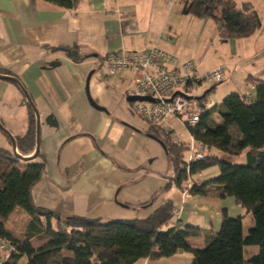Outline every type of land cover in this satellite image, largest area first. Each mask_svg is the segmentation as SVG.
<instances>
[{"label": "crops", "instance_id": "obj_1", "mask_svg": "<svg viewBox=\"0 0 264 264\" xmlns=\"http://www.w3.org/2000/svg\"><path fill=\"white\" fill-rule=\"evenodd\" d=\"M234 1L238 6L253 4L262 21L260 0ZM190 4L191 0H80L74 9H65L45 0H0V71L20 83L0 79V122L16 144L27 136L32 114L37 119L26 90L40 118L37 162H46L43 178L32 191L37 208L61 219L80 216L108 222L146 219L172 201L180 210L177 220L182 226H198L213 234L220 230L225 212L233 218L242 216L243 223L252 217L235 200L185 197L171 182L172 194L158 201V192L137 187L138 179L130 176L142 169L138 159L130 166L124 158L128 153L138 156L133 142L139 135L156 140L129 111L127 92L135 84L134 75L109 74L104 68L107 55L145 52L157 45L182 61H192L201 74L224 67L230 83L237 79L240 62L243 91L233 85L226 92L245 94L250 76L264 81V64L257 53L260 31L248 39L224 41L213 20L188 14ZM205 94L203 87L196 93L197 98ZM0 148L13 152L1 129ZM209 170L195 180L215 178ZM31 220L17 208L6 229L22 240ZM51 224L56 228L57 220ZM31 242L40 248L47 239L41 233ZM191 243L202 249L205 236ZM192 259L180 252L135 264H191ZM27 261L23 257L18 264Z\"/></svg>", "mask_w": 264, "mask_h": 264}, {"label": "trees", "instance_id": "obj_2", "mask_svg": "<svg viewBox=\"0 0 264 264\" xmlns=\"http://www.w3.org/2000/svg\"><path fill=\"white\" fill-rule=\"evenodd\" d=\"M45 1L74 9L80 0ZM188 14L197 19L213 20L224 41L248 39L262 29L255 6L248 2L238 6L234 0H191ZM0 75L10 76L2 71ZM247 83L255 87L251 100L246 99L245 94L233 92L207 110L201 103L215 87L197 98L205 111L199 123L187 128L196 141L207 146L204 160L186 165L185 147L172 144L158 127L148 125L147 131L150 137L164 143L174 167V185L185 192L191 178L188 195L221 200L234 198L252 215L254 224L246 234L244 218H233L226 212L215 234L194 225L182 226L174 213L178 208L172 201L142 220L102 222L80 216L61 219L37 208L33 202V188L46 170L44 160L37 162L40 153L35 162H25L16 159L13 152L0 148V237L10 240L15 248L2 258L1 264H18L23 257L27 258V264H135L142 259L170 258L180 252L193 256L191 264H264V81L250 76ZM36 136L32 114L29 133L17 140L19 155L30 157L35 153ZM212 151L231 157L246 155L247 164L222 160ZM22 162L28 163L25 169L20 167ZM212 168L219 169L218 176L200 184L195 180ZM170 186L168 184L165 189ZM17 208L32 218L22 240L14 238L6 229V222ZM52 219L57 220L56 228L52 227ZM41 233L47 242L35 248L31 240ZM201 236H205L206 245L197 249L191 239ZM248 247H257L258 253L247 258L245 250Z\"/></svg>", "mask_w": 264, "mask_h": 264}, {"label": "built area", "instance_id": "obj_3", "mask_svg": "<svg viewBox=\"0 0 264 264\" xmlns=\"http://www.w3.org/2000/svg\"><path fill=\"white\" fill-rule=\"evenodd\" d=\"M104 68L109 74L127 71L134 75L135 84L127 92V97H149L153 102L131 103L133 113L148 125L160 128L167 139L187 149L186 165L204 160L208 148L196 141L189 133V140H182L171 124L176 120L186 126L199 123L205 108L197 99V91L204 84L217 85L226 80V69L216 68L204 74L192 61H182L177 56L153 45L145 52H116L105 57ZM246 99L251 100L255 87L246 84ZM201 182H199L200 184ZM192 187L191 178L186 183L187 190ZM183 196H188V191ZM179 217L180 210L174 211ZM15 248L7 238L0 237V264L6 254Z\"/></svg>", "mask_w": 264, "mask_h": 264}, {"label": "rangeland", "instance_id": "obj_4", "mask_svg": "<svg viewBox=\"0 0 264 264\" xmlns=\"http://www.w3.org/2000/svg\"><path fill=\"white\" fill-rule=\"evenodd\" d=\"M260 8L262 9V29L260 30L261 38H259V44L260 48L257 51L258 53V58L262 63L264 64V0H260ZM240 62H236V67L237 69V79L233 80V83H230L229 76L227 77L226 81L218 84L216 86L210 85V84H204L203 88H206V92L212 90L213 87H215V90L211 91L206 99L202 101V105L206 106L207 108H212L217 104H220L224 98L229 95L230 93L236 92V91H243V84H241L242 81V70H240ZM236 87L238 90H232L229 92H226L227 88L229 86ZM127 105L130 108V113L138 120L137 116L133 113L132 108L129 103ZM140 123L144 127H148V124L141 121ZM172 126L174 129L182 135V140H187L189 139V132L188 128L185 124H182L176 120L172 122ZM133 147H135V150L137 149V157H133L131 154H124L125 161H127V164L130 166H136L137 162L136 158L140 162V165L142 169H140L138 172L133 173V175L130 174L131 178H137L138 179V186L141 188H147L150 190H154V193L158 192V201H161L163 197L165 198L168 194H172L171 191L168 189L166 190V186L169 184V182L173 183L172 180L170 181V177L174 178L175 173H174V167L170 161L169 154L166 152L164 147L160 145L157 141H153L149 137H144L143 135H139L136 137V140L133 142ZM217 152V151H213ZM218 156L225 161L232 162L234 164L238 165H246L247 164V157L246 155L242 156H237V157H231L226 154H222L220 152H217ZM215 154V153H214ZM123 155V154H122ZM185 158L188 156V152L186 151L185 153ZM153 161V162H152ZM35 162V161H33ZM32 163V162H30ZM28 163L22 162L20 167L22 169H25ZM218 172V173H217ZM209 173H215V176L219 175V169L214 168L209 170ZM208 173V174H209ZM205 177V175H204ZM200 182V180L198 181ZM175 191V187L173 189ZM172 191V192H174ZM228 200H235L234 198H229ZM229 202V201H228ZM184 203V202H183ZM253 218L251 217L249 220H246L244 223V228L247 233L248 229L252 227L253 223ZM252 225V226H251ZM258 253V248L257 247H248L245 250V256L248 258L251 255H255Z\"/></svg>", "mask_w": 264, "mask_h": 264}, {"label": "water", "instance_id": "obj_5", "mask_svg": "<svg viewBox=\"0 0 264 264\" xmlns=\"http://www.w3.org/2000/svg\"><path fill=\"white\" fill-rule=\"evenodd\" d=\"M0 79H3V80H9V81H12V82H15L17 84L20 85L19 81L16 79V78H13L11 76H4V75H0ZM29 104L31 105V107L33 108V110L35 111L36 113V143H37V147H36V151L35 153L30 156V157H23L21 155L18 154L17 152V144H16V140L12 137V135L10 134V132H8L4 127L3 125L1 124L0 122V129L5 133L7 134V136L9 137V139L11 140V143H12V147H13V153H14V156L16 159H19V160H22V161H25V162H29V161H33L35 160L37 157H38V154L40 152V118H39V114L29 96V94L27 93L26 90H23ZM153 102V100L149 97H129L127 98V102L128 103H134V102ZM153 138V137H152ZM154 139V138H153ZM156 140L160 145H162L164 147V149L166 150V147L164 145V143L162 141H159L157 139H154Z\"/></svg>", "mask_w": 264, "mask_h": 264}]
</instances>
